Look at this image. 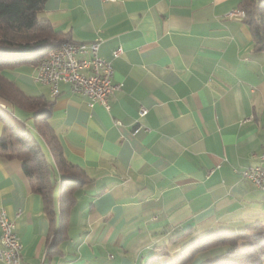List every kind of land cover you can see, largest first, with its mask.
Instances as JSON below:
<instances>
[{"label":"crops","instance_id":"1","mask_svg":"<svg viewBox=\"0 0 264 264\" xmlns=\"http://www.w3.org/2000/svg\"><path fill=\"white\" fill-rule=\"evenodd\" d=\"M240 2H46L40 18L73 42L100 41L122 87L110 112L67 85L54 100L50 123L65 156L92 180L77 190L59 253L47 255L59 190L53 228L22 163L0 158V209L16 220L21 264H146L192 237L264 224V191L241 177L264 153V52L244 18L229 16ZM4 74L26 95L52 98L32 67ZM4 130L0 121V137ZM188 230L190 238L170 242Z\"/></svg>","mask_w":264,"mask_h":264},{"label":"trees","instance_id":"2","mask_svg":"<svg viewBox=\"0 0 264 264\" xmlns=\"http://www.w3.org/2000/svg\"><path fill=\"white\" fill-rule=\"evenodd\" d=\"M47 1L0 0V121L5 128L0 137V158L22 163L29 188L42 198L53 228L58 219L54 204L59 190V226L54 228L55 240L47 253L54 255L59 253L58 243L67 239L77 190L92 180L81 167L67 160L51 126L55 99L30 97L4 74L6 70L33 68L52 50L73 42L56 31L48 20L40 18ZM238 9L245 14L243 20L252 31L255 50L264 52V0H241ZM190 231L180 232L170 242L190 238ZM212 253H217V257L201 264H264V224L192 237L177 254L162 253L146 264H194L203 254Z\"/></svg>","mask_w":264,"mask_h":264},{"label":"built area","instance_id":"3","mask_svg":"<svg viewBox=\"0 0 264 264\" xmlns=\"http://www.w3.org/2000/svg\"><path fill=\"white\" fill-rule=\"evenodd\" d=\"M229 16L243 19L241 10L232 11ZM100 45V41L63 43L48 59L33 67L35 81L49 86L53 99L60 96L61 85H67L72 93L86 98L89 107L100 105L110 112L111 97L122 85L114 83L113 63L100 56ZM122 53L123 48L120 47L114 51L113 56L116 58ZM147 114L148 110L142 109L140 118ZM241 177L256 189L264 191V153L260 156V163L244 169ZM19 216L20 213L16 218ZM16 228V220L9 216L6 209H0V261L5 264H10V260L22 263L23 245L16 234Z\"/></svg>","mask_w":264,"mask_h":264},{"label":"bare ground","instance_id":"4","mask_svg":"<svg viewBox=\"0 0 264 264\" xmlns=\"http://www.w3.org/2000/svg\"><path fill=\"white\" fill-rule=\"evenodd\" d=\"M242 15H243V18H245V14L242 12ZM57 51V48L56 49H54V50H52L50 53H49V55H48V57L46 58V59H48L51 55H52V53H55ZM45 59V60H46ZM42 61H44V60H42ZM10 264H21V262L20 261H18V260H10Z\"/></svg>","mask_w":264,"mask_h":264},{"label":"rangeland","instance_id":"5","mask_svg":"<svg viewBox=\"0 0 264 264\" xmlns=\"http://www.w3.org/2000/svg\"><path fill=\"white\" fill-rule=\"evenodd\" d=\"M30 123H31V121L28 122V124H30ZM153 257H154V256H153Z\"/></svg>","mask_w":264,"mask_h":264}]
</instances>
